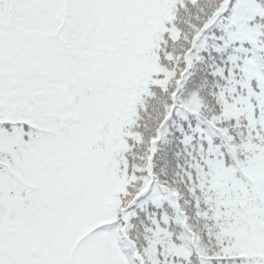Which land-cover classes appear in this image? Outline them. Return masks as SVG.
I'll return each mask as SVG.
<instances>
[{"label": "snow or ice", "instance_id": "obj_1", "mask_svg": "<svg viewBox=\"0 0 264 264\" xmlns=\"http://www.w3.org/2000/svg\"><path fill=\"white\" fill-rule=\"evenodd\" d=\"M0 264H264V0H0Z\"/></svg>", "mask_w": 264, "mask_h": 264}]
</instances>
